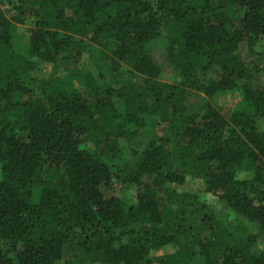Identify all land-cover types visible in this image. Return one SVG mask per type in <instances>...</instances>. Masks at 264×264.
<instances>
[{"label": "trees", "instance_id": "16d2710c", "mask_svg": "<svg viewBox=\"0 0 264 264\" xmlns=\"http://www.w3.org/2000/svg\"><path fill=\"white\" fill-rule=\"evenodd\" d=\"M7 1L34 27L23 45L0 10V264H264V0Z\"/></svg>", "mask_w": 264, "mask_h": 264}, {"label": "rangeland", "instance_id": "374dc122", "mask_svg": "<svg viewBox=\"0 0 264 264\" xmlns=\"http://www.w3.org/2000/svg\"><path fill=\"white\" fill-rule=\"evenodd\" d=\"M0 10L3 11L6 18L16 25L20 31V40L23 45H27L29 38H30V31L34 27V20L30 17H24L19 11L11 10L8 6L7 0H0ZM103 45H107L106 39L102 40ZM157 47H160L157 44ZM108 48V47H104ZM63 65L65 69L69 72H77L78 73V79L82 81L83 76L86 73H92L94 74V68L95 63L89 59L84 58L81 61H73V60H66L63 62ZM112 76V75H111ZM109 76V79L112 77ZM131 75L128 71L124 70L120 73V76H118L117 80L121 82L127 79H130ZM37 82H40L42 80L41 78L36 79ZM158 81L163 84H176L178 82V78L175 76V74L171 73L169 70H164L160 76L158 77ZM250 86L256 87L257 85L264 86V71L261 72L258 76L250 80ZM38 85V83L36 84ZM75 87L79 90H84V88H81L80 84H75ZM84 92V91H83ZM240 101V92L239 90L231 91L228 93H224L222 95H216L211 99H207L205 96H203L201 93L197 92H191L189 97L186 100V114L187 115H194L198 110L200 111L205 104L211 105L214 109H217L219 112H222V114H226V112L230 109H233L237 106V104ZM262 127V124H261ZM160 127L152 128L154 131L160 132ZM171 190H175L177 192H186L189 194H195L200 197V200H204L208 206L209 209H211L213 212L220 214L223 213L225 216L229 213L226 207L217 202L216 200L211 199L208 195H206L203 191V183L200 180H195L191 178H187V180L184 182L181 186H172L170 188ZM114 192L117 197H119L121 200H123L125 203H133L134 198L136 195L135 188L132 187H123L120 185V182H117L114 184ZM242 221L239 219H230V224H237L241 223ZM253 232L257 233V230L255 227H253ZM259 240L255 244V247L260 252H264V234H259ZM172 247H165L163 248V253H169L172 252Z\"/></svg>", "mask_w": 264, "mask_h": 264}]
</instances>
